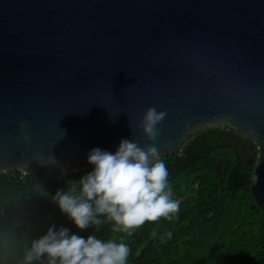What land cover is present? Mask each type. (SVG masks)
<instances>
[{"label":"water","instance_id":"water-1","mask_svg":"<svg viewBox=\"0 0 264 264\" xmlns=\"http://www.w3.org/2000/svg\"><path fill=\"white\" fill-rule=\"evenodd\" d=\"M149 106L160 157L210 127L251 138L264 212V0H0V171L32 183L144 147Z\"/></svg>","mask_w":264,"mask_h":264},{"label":"trees","instance_id":"trees-1","mask_svg":"<svg viewBox=\"0 0 264 264\" xmlns=\"http://www.w3.org/2000/svg\"><path fill=\"white\" fill-rule=\"evenodd\" d=\"M160 159L179 212L131 235L112 232L111 222L81 230L52 199L93 168L43 173L32 183L31 172L20 177L17 169L0 171V264H24L31 242L51 225L126 243L128 264H264V212L251 192L254 141L228 127H210ZM33 264H46V257Z\"/></svg>","mask_w":264,"mask_h":264},{"label":"clouds","instance_id":"clouds-1","mask_svg":"<svg viewBox=\"0 0 264 264\" xmlns=\"http://www.w3.org/2000/svg\"><path fill=\"white\" fill-rule=\"evenodd\" d=\"M166 116V111L147 107L136 126L151 143L141 147L137 141L121 139L115 152L93 148L87 162L94 168L79 180L68 181L66 190L55 192L52 199L77 228L99 230L111 222L112 232L131 235L145 223L171 220L179 212L180 202L173 199L169 170L157 145L158 125ZM130 252L126 243L113 238L104 240L94 234L84 238L51 225L31 242L24 264L45 257L46 264H128Z\"/></svg>","mask_w":264,"mask_h":264},{"label":"built area","instance_id":"built-area-1","mask_svg":"<svg viewBox=\"0 0 264 264\" xmlns=\"http://www.w3.org/2000/svg\"><path fill=\"white\" fill-rule=\"evenodd\" d=\"M30 171H28V170H20V177H25L28 173H29Z\"/></svg>","mask_w":264,"mask_h":264}]
</instances>
